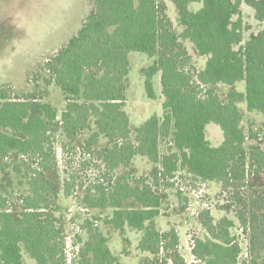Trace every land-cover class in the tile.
<instances>
[{"label":"trees","instance_id":"obj_1","mask_svg":"<svg viewBox=\"0 0 264 264\" xmlns=\"http://www.w3.org/2000/svg\"><path fill=\"white\" fill-rule=\"evenodd\" d=\"M165 1L176 10L179 33ZM191 4L198 8L191 10ZM242 5L264 23V0H91L78 32L42 64L48 82L65 97L60 116L48 103L0 89V173L12 171L20 178V188L0 186V264H25L23 255L35 264H67V236L53 215L59 181L52 133L58 126L73 140L91 121L95 131L86 151L100 136L108 141V148L85 165L98 162L99 175L81 187L68 175L61 183L63 196L85 211L110 210L104 225L139 233L138 250L150 256L139 264H185L177 231L163 232L156 223L164 192L177 188L174 179L219 185L248 237L247 256L239 263L233 220L214 222L202 210L197 221L205 235L191 240L194 264H264V185L250 183L264 174V148L252 123L245 129L240 109L244 104L248 113L264 116V30L244 40ZM185 41L205 58L196 73L187 69ZM130 53L152 60L142 70L145 94L156 100L152 82L159 74L163 99L162 115L150 116L134 131L124 111ZM238 82L244 92L218 94V86ZM209 124L222 132L217 147L206 138ZM137 156L156 166L150 176L136 175ZM176 195L188 203L184 192L177 189ZM83 229L85 240L72 236L69 264H120L94 223L87 221Z\"/></svg>","mask_w":264,"mask_h":264},{"label":"rangeland","instance_id":"obj_2","mask_svg":"<svg viewBox=\"0 0 264 264\" xmlns=\"http://www.w3.org/2000/svg\"><path fill=\"white\" fill-rule=\"evenodd\" d=\"M90 6L91 0H0V89L8 90L12 96L21 100L31 99L36 103H48L60 116L65 107V97L57 87L48 82L49 79L44 74L42 64L78 32L83 19L90 11ZM164 7L174 30L177 33L181 32L173 4L165 1ZM197 8V4L190 5L191 10ZM241 14L246 27L244 40L251 34L264 30V23H258L254 19L252 9L242 5ZM184 45L191 60L187 69L192 73L203 69L205 58L198 56L188 41H185ZM128 59L130 71L125 79L126 106L124 111L129 118V128L134 131L150 116L162 115L163 99L159 74L153 78L152 82L157 96L156 100L147 99L145 94L142 70L151 65L152 60L140 53H130ZM244 89V83L238 82L233 86L220 85L217 87V92L224 98L228 92H244ZM240 109L244 111L245 129L247 130L252 123L253 129L259 133L258 142L264 148V116L253 112L248 113L244 104L240 105ZM94 131L93 121H91L87 131L73 140H67L61 129L55 126L52 134L57 154L59 199L53 215L64 234L71 237V240L75 234H79L81 239L85 240L87 231L83 227L87 225V221L94 223L103 236L109 239V249L120 264H139L150 258L138 250L141 236L139 233L128 227L115 230L110 225H104L101 220L111 214L110 210L85 211L78 207L73 199H66L63 196L61 183L68 175L76 177L78 187L86 186L89 181L99 175L95 167L98 162L94 161V164L91 162L85 166L88 160H95L102 151L108 148L107 139L100 136L96 144L86 151V141ZM206 138L213 147L219 146L223 141L220 128L214 124L206 127ZM132 166L137 176H150L156 167L140 156L133 159ZM119 173L120 171L117 172ZM19 181L20 178L12 171L6 174L0 173V186L3 188L8 184L20 188ZM250 183L256 187L264 185V174L250 178ZM177 189H168L164 192L166 200L156 223L163 232L172 228L177 231L179 254L183 257L184 263H195L190 253L191 240L194 237L205 235L204 229L197 221V215L206 209L211 213L214 222L225 217L235 223L232 234L241 248L239 257V263H241L247 256L248 237L239 228L234 218L235 209L229 204L219 185L208 184L201 196L184 193L188 198V203L178 200ZM77 197L81 198L80 192ZM23 261L25 264H35L26 255H23Z\"/></svg>","mask_w":264,"mask_h":264},{"label":"built area","instance_id":"obj_3","mask_svg":"<svg viewBox=\"0 0 264 264\" xmlns=\"http://www.w3.org/2000/svg\"><path fill=\"white\" fill-rule=\"evenodd\" d=\"M175 182L176 187L184 193H190L194 196H201L205 188L207 187L206 183L199 182V183H191L189 180H172ZM72 240L71 237H67L66 239V262L67 264L70 263L72 258Z\"/></svg>","mask_w":264,"mask_h":264},{"label":"crops","instance_id":"obj_4","mask_svg":"<svg viewBox=\"0 0 264 264\" xmlns=\"http://www.w3.org/2000/svg\"><path fill=\"white\" fill-rule=\"evenodd\" d=\"M84 20V19H83ZM83 22V21H82ZM82 24V23H81Z\"/></svg>","mask_w":264,"mask_h":264}]
</instances>
